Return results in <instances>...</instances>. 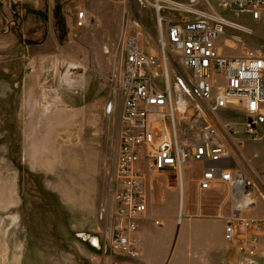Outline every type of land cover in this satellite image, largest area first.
I'll list each match as a JSON object with an SVG mask.
<instances>
[{
  "label": "rangeland",
  "instance_id": "rangeland-1",
  "mask_svg": "<svg viewBox=\"0 0 264 264\" xmlns=\"http://www.w3.org/2000/svg\"><path fill=\"white\" fill-rule=\"evenodd\" d=\"M185 1L203 10L218 7L216 0ZM217 10L248 29L226 30L220 40L224 54H264V26L248 12ZM80 11L87 15L82 26ZM126 24L143 50L157 49L156 15L145 0H0V264H22V251L24 264L132 262L109 250L103 257L86 238L101 239L102 231L112 230L109 186L122 123L120 108L106 116L104 106ZM228 113L221 118L241 127L244 119ZM199 117L191 118L193 126ZM262 136L242 144L251 173L264 172V153L256 148L264 144V127ZM199 170L186 169L189 218L181 224L176 175H148L147 219L159 227L156 221L165 222L155 215L157 208L162 217L174 212L177 239L187 220L201 217L203 205L217 206L222 197L207 193L199 205ZM259 199L264 201L263 192ZM257 211L250 217L264 219ZM259 255L264 264V250Z\"/></svg>",
  "mask_w": 264,
  "mask_h": 264
},
{
  "label": "built area",
  "instance_id": "built-area-1",
  "mask_svg": "<svg viewBox=\"0 0 264 264\" xmlns=\"http://www.w3.org/2000/svg\"><path fill=\"white\" fill-rule=\"evenodd\" d=\"M145 1L156 15L157 49L143 50L124 26L104 106L106 116L120 108L122 128L109 186L112 230L101 232L103 257L109 251L127 259L140 257L142 246L134 234L148 217L149 174L172 173L183 184L186 169L199 166L198 200L207 193L222 196L209 218L224 224L226 242L242 256L256 258L264 219L247 212L264 193V172L251 173L242 144L263 137L264 54H224L221 38L239 26L210 4L203 10L185 0ZM216 1L220 9L248 12L256 25L264 26V0ZM188 16L195 18L184 20ZM86 19L80 11L79 25ZM228 112L244 119L241 127L221 118ZM197 113L193 126L190 120ZM257 158L255 154L251 160Z\"/></svg>",
  "mask_w": 264,
  "mask_h": 264
},
{
  "label": "crops",
  "instance_id": "crops-1",
  "mask_svg": "<svg viewBox=\"0 0 264 264\" xmlns=\"http://www.w3.org/2000/svg\"><path fill=\"white\" fill-rule=\"evenodd\" d=\"M256 148L260 153H264V144L257 145ZM209 194L208 196L211 195ZM262 201V199H259L257 202L256 209L258 211L256 216L262 217L264 215V201ZM179 207L180 213V196ZM162 211L158 208L155 211L157 213L155 215L166 223H162V227L159 225V227H156L153 221L150 220L151 218L141 221L134 237L140 241L142 253L137 259H129V261L132 260L129 264H263V258L260 259L263 255L253 259L244 257L237 249L226 242L224 224L209 218L217 212L216 205H203L200 212L201 217L204 218L192 216L194 219L187 220L178 239L172 235L174 212L171 214L170 212L166 213L162 217L160 216ZM188 212L192 215L194 209L189 208ZM252 212L249 213V216ZM158 221L161 224V220ZM260 246L263 251L264 239L262 238ZM21 263L24 264L23 251Z\"/></svg>",
  "mask_w": 264,
  "mask_h": 264
},
{
  "label": "bare ground",
  "instance_id": "bare-ground-1",
  "mask_svg": "<svg viewBox=\"0 0 264 264\" xmlns=\"http://www.w3.org/2000/svg\"><path fill=\"white\" fill-rule=\"evenodd\" d=\"M212 6V5H211ZM213 8H214V10H215V12L216 13H220L218 10H217V8L218 9H220L219 7H217V8H215L214 6H212ZM235 24V23H234ZM236 25H238L239 26V28H236V29H244V30H246V31H248V29H246V28H244V27H242V26H240L239 24H236ZM249 32H251V31H249ZM151 51L152 52H155L156 50L154 49V48H151ZM181 110H183L184 108L183 107H181L180 108ZM187 180V179H186ZM180 185V203H181V209H180V213H179V223H181V222H183V220L185 219V217H188V216H186V214L184 213V206H185V182L183 181V184H179ZM201 203H202V201H199V205H201ZM255 209V207L254 208H252V209H250L247 213V215H248V217H250L249 216V213L252 211V210H254ZM189 218V217H188ZM251 218H254V217H251ZM87 239H89V241L92 239V242L94 243V244H97L98 245V240H94L93 239V237L92 236H88V237H86ZM91 242V241H90ZM91 242V243H92Z\"/></svg>",
  "mask_w": 264,
  "mask_h": 264
},
{
  "label": "water",
  "instance_id": "water-1",
  "mask_svg": "<svg viewBox=\"0 0 264 264\" xmlns=\"http://www.w3.org/2000/svg\"><path fill=\"white\" fill-rule=\"evenodd\" d=\"M93 239H94V240H98V245H97V244H94V243L92 242V239H91L90 241L93 243V245H94L95 247H97V248L100 249V248H101V245L99 244V240H100V239H99L98 237H93Z\"/></svg>",
  "mask_w": 264,
  "mask_h": 264
}]
</instances>
